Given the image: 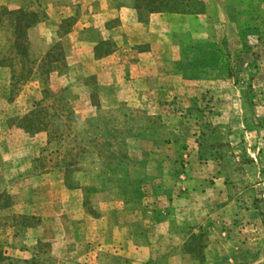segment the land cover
Wrapping results in <instances>:
<instances>
[{
  "label": "rangeland",
  "instance_id": "obj_1",
  "mask_svg": "<svg viewBox=\"0 0 264 264\" xmlns=\"http://www.w3.org/2000/svg\"><path fill=\"white\" fill-rule=\"evenodd\" d=\"M78 1L0 0V264H129L114 247L89 260L57 246L84 227L35 216L56 174L96 218L134 207L156 221L167 214L203 264L205 248L219 264H264V0H229L210 42L175 50L164 93L133 100L124 85L111 95L113 81L93 73L74 17L58 19L60 41L30 29L29 56L19 55L12 11L41 23L75 6L70 14L83 19L90 0ZM144 50L125 52L134 75ZM155 101L162 108L144 109ZM43 108L46 129L19 127ZM180 197L188 206L170 204Z\"/></svg>",
  "mask_w": 264,
  "mask_h": 264
},
{
  "label": "crops",
  "instance_id": "obj_2",
  "mask_svg": "<svg viewBox=\"0 0 264 264\" xmlns=\"http://www.w3.org/2000/svg\"><path fill=\"white\" fill-rule=\"evenodd\" d=\"M83 2L89 6L83 19L77 17L76 12L70 14L72 9H77L75 6H61L56 8L54 13H48V19L39 23L35 29H31L30 36L39 32L43 42L46 34L50 33L53 39L60 41L61 36L56 26L58 19L74 17L73 36L85 34L86 38L79 46L89 48L88 57L84 60L96 65L93 73L113 81L108 83L111 95H117L118 88L123 85L128 87L132 100L134 96L138 98L142 95H162L166 90L162 88L166 84L165 80L173 75L175 50L184 45L210 42L206 36L218 29L215 28L216 19L223 15L226 8L231 7L229 0H208L205 1L204 15L155 13L146 16L145 21H142L137 10L138 0ZM83 2L80 0L77 3L81 5ZM98 3L100 8L94 10ZM98 46H102V52L106 54L97 56ZM139 48L146 49L144 53L139 54L140 61L144 63L138 66L134 75L133 66L125 67L122 64H127L126 51ZM123 70H127V73H122ZM125 77L128 81L122 84ZM144 105V109L148 110L156 111L162 108L156 101ZM90 108H93L92 104ZM54 177V181L41 190L52 192V199L48 202L42 198L38 199L35 216L43 221L54 220L59 225L72 222L76 223L78 228L84 227L83 235L79 231L67 241L66 238L60 237L58 247L68 248L72 254L73 250H76L79 256L84 255L86 259L89 256L95 259L94 249L103 251L114 247L122 257L129 260V264H203V261L188 249L192 237H187L176 229L174 217L165 214L156 221L150 210L134 207L129 210L126 208L125 214L120 211L116 215L115 212L107 211L103 216L96 218L83 210V203L79 204L78 200L79 192L68 189L64 177L57 174ZM63 197L68 200L62 202ZM170 204L176 208L188 206L187 199L183 197L174 199ZM186 222L188 225H195L193 221ZM216 254L212 248H205L203 255L206 256V264H219L220 260Z\"/></svg>",
  "mask_w": 264,
  "mask_h": 264
},
{
  "label": "trees",
  "instance_id": "obj_3",
  "mask_svg": "<svg viewBox=\"0 0 264 264\" xmlns=\"http://www.w3.org/2000/svg\"><path fill=\"white\" fill-rule=\"evenodd\" d=\"M137 10L142 21H145L146 16L155 13L198 16L205 14L206 3L204 0H138ZM11 15L16 17L14 34L16 48L20 56L27 58L29 56L28 31L39 24L38 14L19 9L12 11ZM102 51V46H98L96 48V55L101 56L102 54H106V52ZM47 117L48 112L46 109H38L25 116L20 122L19 127L28 133L40 132L46 129L44 126L46 127L45 119Z\"/></svg>",
  "mask_w": 264,
  "mask_h": 264
}]
</instances>
